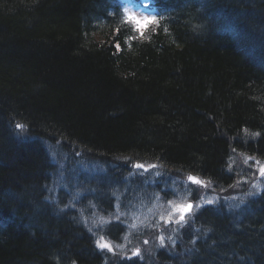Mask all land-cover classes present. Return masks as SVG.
<instances>
[{"label": "trees", "instance_id": "16d2710c", "mask_svg": "<svg viewBox=\"0 0 264 264\" xmlns=\"http://www.w3.org/2000/svg\"><path fill=\"white\" fill-rule=\"evenodd\" d=\"M130 1L0 0V264H264V189L257 213L201 225L264 160V0H152L142 35ZM75 174L94 191L60 214L72 188L42 190ZM188 193L203 220L166 231L160 206Z\"/></svg>", "mask_w": 264, "mask_h": 264}, {"label": "bare ground", "instance_id": "6f19581e", "mask_svg": "<svg viewBox=\"0 0 264 264\" xmlns=\"http://www.w3.org/2000/svg\"><path fill=\"white\" fill-rule=\"evenodd\" d=\"M10 122L14 125V120L10 119ZM7 128L9 130H13V127H12L11 124H8ZM77 141L80 143L79 140H77ZM98 152H101V151H98ZM101 155H110V154L108 152H103ZM88 156L90 157V155H88ZM249 157H252L254 159H248ZM56 159L57 160H54V163H55V165L58 168L61 169V164H60V162L62 160L61 156L57 157ZM256 161H259L260 163L257 164ZM262 164H264V160H262V159H260V158H258L256 156H253V155H247L246 159L241 161V166H242L243 171H240L241 172L240 174L241 175H245V174L250 173V169H249V172H248V169L246 168V165H248V167H250L253 170H258L257 169L258 166H260ZM140 165H142V164H140ZM232 165L233 166H237L238 162H236V163L233 162ZM104 168H106V167H104ZM140 170H142V168ZM101 172H103V170H101ZM126 172H129V173H132V174L134 173V171L131 168H128V170L126 169ZM129 173H128V177H125L124 175H116L117 181L119 183H121V184H124V185L125 184H129V182H130ZM186 176H187V180L188 181H189V179H188L189 176L197 177L198 179L203 181L204 182L203 184H197V185H199L201 187H205L207 183L209 184V182L205 178H202L199 174H197L194 171L193 172H188ZM49 180L51 181V185L45 187L42 190L43 191V196L45 198L48 195H53L54 196V192L58 193L60 188H62L63 186H65L66 189L68 187L69 190L71 188H72L71 189L72 191L75 190V192H72L71 190H70V192H67V194L70 195V201L64 202L63 204L57 206V211L60 212V214H64V215H68V214L69 215H73L71 213H73V212H75L77 210L78 206H77L76 201H77L78 198L82 197L81 196L82 193H80V188L82 186L85 185V187L87 188L86 191L87 190H91L92 193L94 191L92 189L93 186H90V184H88L89 181H83L82 174H75L74 176L72 175L70 178H68V181H63V180L56 179L55 176H51V178H49ZM84 180H85V178H84ZM263 184L264 183H260V182H257V181H249V180H245L244 177H240V181H238V183L235 185L236 189L231 188V190H229L228 188H226V189L222 190V193L226 194V197L223 198V200L226 201L229 198L232 201V203H233L232 208L230 210L226 211V212L213 213L212 216H210V217L206 216V219H207L206 222L208 223V225L204 224V223H202L201 225L202 226L204 225L206 229H211V228L214 229L213 223L210 222L211 219L212 220L215 219L216 221H221V219L223 217H228L229 218L230 216H233L234 218H238L239 215H240V217H242V216L247 215L248 213L249 214L257 213V211H259V209L257 208V204L248 203V202L246 203L245 197L248 196L251 193H255V192H257V191H259L261 189H264V187L262 186ZM91 192H89V193L91 194ZM86 193H88V192H86ZM184 199H187V203L185 205L191 203L193 205V208H194L195 204H199V202H197L195 200V199H199L198 198V194L188 193L187 197L183 198L182 200H184ZM55 202L56 203H61V199L59 198V195H57V198H56ZM202 208H203V206H200V208L195 210L194 212H193V209H192L191 212L185 213L184 220L188 221L189 223H191L195 219V217H197V220L198 219L199 220H203L202 217H203L204 213L199 214V212H200V210ZM75 216H78V215H75ZM104 219H107V218H104ZM184 220H182V221H184ZM92 222L96 223L95 221H92ZM197 224H198V222H197ZM187 231H189V233L191 234V230L190 229H187ZM110 236L113 237L114 234L112 233V234H110ZM243 249H244V247H243ZM142 259L147 261V262L152 261L151 260L152 257H150L148 253H145L142 256ZM247 260H250V258L247 257ZM251 263L252 264H257L258 263V259L254 260Z\"/></svg>", "mask_w": 264, "mask_h": 264}, {"label": "rangeland", "instance_id": "374dc122", "mask_svg": "<svg viewBox=\"0 0 264 264\" xmlns=\"http://www.w3.org/2000/svg\"><path fill=\"white\" fill-rule=\"evenodd\" d=\"M129 16L132 17V16H135L136 18L140 19V20H143L145 17H148V18H152V16L150 14H148L147 11L145 10H135V9H130L129 11ZM148 24H144L140 27V29L142 31L145 30V28L147 27ZM261 167H264V164L258 166V172L256 173L255 175V179L254 181H257L258 180L260 182H262L261 179H263L264 181V175H261V172H260V169ZM259 175V176H258ZM250 178H248L249 180ZM84 180V179H83ZM86 181V180H84ZM37 186V185H35ZM34 186V187H35ZM33 187V188H34ZM209 202L208 199L206 200H201L199 202V204H195L194 208H193V212L197 209L200 208V206H203L205 204H207ZM187 203V199H184L182 201H173V202H170L169 204H167L166 206H160V209L158 211V215L160 216V220H159V223L160 225L164 226L165 227V230L166 231H169L167 227H172L174 226L175 228L179 225V224H183V225H186L188 224L189 222L184 220V221H180L179 220V217L181 215V212L177 211L176 209L179 207V206H182V205H185ZM109 206V205H108ZM192 215V214H191ZM190 224V223H189ZM164 231V228L163 229H160L159 232H162ZM170 234V233H169ZM139 237L138 235H135L134 236V240H138ZM151 241L153 242V239H151ZM126 248L125 245L123 246H120L119 249H122L124 250ZM151 249H155V247H152ZM136 250H139V248H136L134 249L133 251H136ZM147 250H149V248H147ZM139 254H140V250H139ZM134 256V255H133Z\"/></svg>", "mask_w": 264, "mask_h": 264}, {"label": "snow or ice", "instance_id": "6c2138e0", "mask_svg": "<svg viewBox=\"0 0 264 264\" xmlns=\"http://www.w3.org/2000/svg\"><path fill=\"white\" fill-rule=\"evenodd\" d=\"M130 19L132 21L135 22V24L137 25V28L139 29L142 25L144 24H150V23H155V17H152V18H148V17H145L143 20H140L138 18H136L135 16H132L130 17ZM143 33H141L142 35ZM17 128H23L24 126L21 125V124H17L16 125ZM247 131V130H246ZM253 135H259V133H254ZM248 159H254L252 157H249ZM257 164H259L260 162L259 161H256ZM136 167H139V168H143L144 166L143 165H136ZM260 172H261V175H264V167H261L260 169ZM188 179L190 181H192L193 183H196V184H203L204 182L201 181L200 179H198L197 177H194V176H189ZM209 203H211V201H209ZM193 209V205L191 203L187 204V205H182V206H179L176 210L181 212L182 214L180 215L179 219L180 220H184L185 216H184V213H189L191 212ZM163 239V238H161ZM96 244L97 246L103 250V249H107L109 252H112L114 251L113 249V246L107 242L104 237H100L97 241H96ZM117 247H120L119 245H117ZM133 255L134 256H139V250H136L133 252ZM129 259H131V257H129Z\"/></svg>", "mask_w": 264, "mask_h": 264}, {"label": "water", "instance_id": "95a60500", "mask_svg": "<svg viewBox=\"0 0 264 264\" xmlns=\"http://www.w3.org/2000/svg\"><path fill=\"white\" fill-rule=\"evenodd\" d=\"M142 169L149 170L150 167H145V166H144ZM184 215H185V213H184Z\"/></svg>", "mask_w": 264, "mask_h": 264}]
</instances>
